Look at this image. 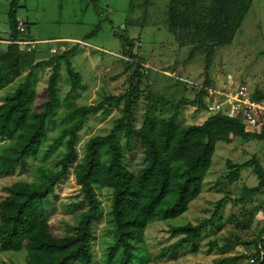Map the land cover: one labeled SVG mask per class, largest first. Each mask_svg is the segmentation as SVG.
<instances>
[{
	"label": "trees",
	"instance_id": "trees-1",
	"mask_svg": "<svg viewBox=\"0 0 264 264\" xmlns=\"http://www.w3.org/2000/svg\"><path fill=\"white\" fill-rule=\"evenodd\" d=\"M252 2L168 0L166 22L178 47L192 46L195 51H202L208 67L215 49L232 43ZM16 11L17 0H11L8 20L13 35L11 45L0 53V91L16 79L19 81L0 101V179L16 169L26 170L38 156L48 136L47 124L59 102L58 80L63 66L70 81L68 95L76 91L80 82V75L70 62L71 49L34 62L33 51L27 52L23 46L14 44L29 40L23 39L17 30ZM99 30L100 23L90 36ZM119 40L124 47L127 39L120 36ZM130 51L125 49L122 57L131 60L130 65L136 68L129 78L128 90L104 96L96 103L77 107L69 113L75 121L64 127L51 145L59 151L58 169L42 172L40 182L16 181L5 187L6 194L0 200V248L4 252L24 250L22 264H95L93 225L103 212L97 194L101 189L110 193L109 221L113 232L103 261L105 264H134L136 256L141 254L142 264H146V255L139 248L145 244L147 226L180 216L200 196L216 143H228L232 137L264 139V126L259 133L247 132L241 120L221 114L211 115L199 125L180 124L178 116L183 104H197V110L205 108L202 98L206 91L203 90H199L192 101L182 97L177 101L159 99L163 101L160 105L148 103L143 121L137 126L134 111L142 91L136 80L141 77L142 63L137 62ZM44 70L50 71L45 85L47 96L37 110L34 106L38 74ZM253 97L262 98L264 94L256 92ZM112 109L118 110L121 116L109 133L90 137L79 152L78 134L88 117L107 115ZM158 109H170L171 114L160 117L155 114ZM136 144L142 150L141 165L132 172L126 166L124 152L133 153ZM229 166L232 168L227 176L230 182L238 179L242 167H253L258 179L255 187L243 189L242 200L246 195L264 194V171L256 161L238 168ZM71 169L81 193L79 206L85 208L69 233L56 236L44 211L55 188ZM211 221L212 218L169 229V234L178 239L164 247L154 260L186 245H195ZM258 250L257 261L251 258L253 262L249 264L264 263V248L260 245ZM235 260L224 259L216 264Z\"/></svg>",
	"mask_w": 264,
	"mask_h": 264
},
{
	"label": "rangeland",
	"instance_id": "rangeland-1",
	"mask_svg": "<svg viewBox=\"0 0 264 264\" xmlns=\"http://www.w3.org/2000/svg\"><path fill=\"white\" fill-rule=\"evenodd\" d=\"M167 1L62 0V22L58 23L52 20L54 10L52 14L47 9L48 21L40 28L41 33L52 35L59 32L80 39L65 45L68 50L71 49L70 62L74 71L80 75V82L76 91L68 95L70 81L63 66L58 80L59 102L47 124V139L26 170L16 169L0 179V200L6 194L5 187L14 182H40L43 179L42 172L58 169L59 151L51 148V145L61 130L75 121L69 117L73 109L96 103L104 96L117 95L128 90L129 78L136 68L130 65L131 60L122 58L125 49L129 48L137 62L142 63L141 77L136 80L137 87L142 91L134 111L137 126L142 123L149 104L160 105L163 101L159 99L177 101L182 97L192 101L201 89L200 86L205 83L216 89H234L244 84L252 93L264 94V0H253L232 43L216 48L208 67L205 53L195 51L192 46L178 47L176 44L166 22ZM98 23L101 26L100 31L96 36H90ZM120 36L127 39L125 48L120 43ZM81 41L88 45L80 44ZM52 48L57 49L60 54V43H49L38 47V53L43 49L47 53L46 56L38 57V60L53 56L49 53ZM25 72L26 70L22 75ZM49 74V70L38 74L34 106L37 110L41 109L46 100L45 85ZM18 81L0 91V101L13 90ZM202 100L206 105V97ZM155 114L166 118L171 110L158 109ZM120 116L121 113L116 109L110 110L107 115H90L78 134L79 152L82 144L90 137L107 135ZM209 116L211 115L205 108L197 110V104L186 103L181 107L178 121L183 125H199ZM141 152L137 144L133 153L124 152L125 163L130 171L136 172L139 169ZM251 160L256 161L264 171V139L232 137L228 143H216L200 196L180 216L152 222L147 226L145 244L139 248L146 255L144 262L216 264L224 259H236L229 264H249L251 258L257 261L258 248L260 245L264 248V232L256 244L264 230V194L246 195L242 200L243 189L258 184L253 167H242L238 179L232 182L227 180L232 171L229 165L238 168ZM97 194L103 212L93 225L92 249L95 264H105L104 253L113 239L109 221L110 193L101 189ZM80 200L81 193L74 182L71 169L70 174L55 188L54 195L46 203L44 213L54 235L63 236L70 232V227L85 208L83 205L79 206ZM210 218L211 223L203 230L195 245H186L174 253L154 260L164 247L178 239L169 234V229L188 223L197 224ZM243 252H247L249 256H244ZM25 255L24 250L4 252L0 248V264H22ZM140 255L136 256L134 264H142Z\"/></svg>",
	"mask_w": 264,
	"mask_h": 264
},
{
	"label": "built area",
	"instance_id": "built-area-1",
	"mask_svg": "<svg viewBox=\"0 0 264 264\" xmlns=\"http://www.w3.org/2000/svg\"><path fill=\"white\" fill-rule=\"evenodd\" d=\"M17 30L21 34L24 33L25 25L23 22L18 21ZM14 44L23 46L27 52L36 49V43L33 41H15ZM80 44L88 45L84 41H81ZM66 50L68 47L60 46V53ZM49 53L54 55L58 53V50L52 48ZM146 69H148L147 66ZM145 73L146 71H144ZM184 81L192 84L187 80ZM200 88V90L206 91L204 95L207 100L205 110L209 115L221 114L232 119H239L244 123L246 131H260L264 126V97H253L252 91L246 85H238L234 89L226 87L216 89L203 85ZM243 254L248 255L247 252H243ZM249 262L252 263L253 259H250Z\"/></svg>",
	"mask_w": 264,
	"mask_h": 264
},
{
	"label": "crops",
	"instance_id": "crops-1",
	"mask_svg": "<svg viewBox=\"0 0 264 264\" xmlns=\"http://www.w3.org/2000/svg\"><path fill=\"white\" fill-rule=\"evenodd\" d=\"M10 3L11 0H0V53H4L7 50L8 46L11 45L12 43L11 37L13 33L11 31L8 20ZM62 4H63L62 0H17L16 18L18 21L23 22L25 25V31L22 34V38L29 39L28 41H33L36 43V49H35L36 51L34 50L33 51L34 53L32 54L34 58V62L40 61L38 60V57L42 55L43 56L47 55L45 49H43L42 52L40 53L37 52L40 51L38 49L39 46H44L49 43H60V46L61 45L65 46V45H69L71 41H80L79 38L70 36L68 34L55 32L52 35H46V33L40 32L41 30L40 28H43V25H45L48 21L46 19L47 9H50V12H52V14L54 10L55 15L54 14L52 15L54 16L52 19L53 22L58 23V21H61L62 16L60 13L62 10L61 8ZM51 5H53L54 9L51 7ZM17 80L18 79H16V81Z\"/></svg>",
	"mask_w": 264,
	"mask_h": 264
}]
</instances>
